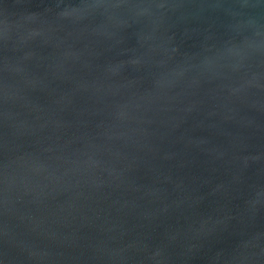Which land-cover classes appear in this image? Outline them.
I'll return each mask as SVG.
<instances>
[{"label":"water","instance_id":"95a60500","mask_svg":"<svg viewBox=\"0 0 264 264\" xmlns=\"http://www.w3.org/2000/svg\"><path fill=\"white\" fill-rule=\"evenodd\" d=\"M0 264H264V0H0Z\"/></svg>","mask_w":264,"mask_h":264}]
</instances>
